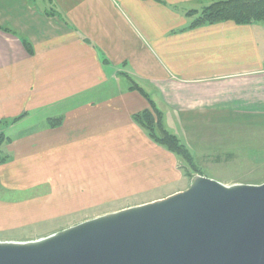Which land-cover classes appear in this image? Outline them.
I'll return each instance as SVG.
<instances>
[{
    "label": "crops",
    "instance_id": "1",
    "mask_svg": "<svg viewBox=\"0 0 264 264\" xmlns=\"http://www.w3.org/2000/svg\"><path fill=\"white\" fill-rule=\"evenodd\" d=\"M213 1L0 0V120L25 114L3 130L14 158L0 164V237L44 219L52 207L37 201L45 188L39 184L50 180L32 182L37 175L24 166L50 174L63 163L50 157L54 152L75 151L82 160L84 151L99 149L97 142L69 138L83 127L109 123L126 132V139L108 145L123 162L135 160L137 168L145 159L171 168L172 153L132 119L149 107L130 88L132 80L191 153L188 141L216 140L208 128L264 129V21L192 27L188 9ZM51 118H60V126L52 128ZM29 119L35 124L10 136ZM15 190L23 197H6Z\"/></svg>",
    "mask_w": 264,
    "mask_h": 264
},
{
    "label": "rangeland",
    "instance_id": "2",
    "mask_svg": "<svg viewBox=\"0 0 264 264\" xmlns=\"http://www.w3.org/2000/svg\"><path fill=\"white\" fill-rule=\"evenodd\" d=\"M207 5L190 8L188 11L194 16ZM4 30L11 32L9 28ZM24 116L25 114H21L11 119L0 120V134L8 138L0 147V164L14 158L5 147L9 137L4 133V127L18 121L22 122ZM15 118L17 119L11 122ZM33 120L29 119L23 125L11 129L10 136H15L19 131L22 132L30 125H34L35 120ZM133 121L136 123L134 119ZM98 124L96 123L94 128L83 127L81 129L84 130L80 133L69 135L71 139L72 137H83L85 143L97 142L99 149L93 154L84 151V154H80L82 160H79L75 151L57 152L56 154L54 152L50 157L62 159L63 163L60 167L53 168V173L50 172V174H46L42 166L32 164L23 167L37 175L32 177V182L50 180L49 183L39 184L44 185L45 188L43 190L39 188L37 201L41 203V206L48 202L52 207L47 209L49 213L44 216V219H41L42 216L38 214L40 220L31 221L29 225L8 231L6 235L12 237H0V240H38L107 214L164 200L175 193L188 190L197 175L216 179L226 185L264 183V129L236 126L226 129L208 128L215 131L216 140H203L199 137L201 140L193 143L184 139L181 132L174 128L176 132L172 131L185 142L188 141L187 145L194 155L192 166L184 154H178L157 144L148 135V131L136 123L152 142L165 148L170 154L172 153L171 168L166 169L163 164L158 167L155 162L150 163L145 159H143V166L141 167L142 164L137 165L136 168L135 160L123 162L118 157H114L113 155H117V152L109 150L108 145L116 144L121 139H126L128 135L126 132L113 129L109 123L103 126ZM59 126L60 124L52 128ZM206 137L203 136L204 139ZM109 156H111L110 159H108ZM34 159L41 160L42 158ZM24 172L27 173L28 170ZM45 174L50 177L43 176ZM44 177H46L45 180L42 179ZM23 195V192L15 190L6 194V197L19 198ZM31 217L35 220L33 215ZM36 219H38L37 216Z\"/></svg>",
    "mask_w": 264,
    "mask_h": 264
},
{
    "label": "water",
    "instance_id": "3",
    "mask_svg": "<svg viewBox=\"0 0 264 264\" xmlns=\"http://www.w3.org/2000/svg\"><path fill=\"white\" fill-rule=\"evenodd\" d=\"M200 177L187 197L110 224L48 243L36 241L88 221L38 240H0L11 244L0 247V264H264V183Z\"/></svg>",
    "mask_w": 264,
    "mask_h": 264
},
{
    "label": "trees",
    "instance_id": "4",
    "mask_svg": "<svg viewBox=\"0 0 264 264\" xmlns=\"http://www.w3.org/2000/svg\"><path fill=\"white\" fill-rule=\"evenodd\" d=\"M187 13L188 15L193 16L189 11ZM196 13L197 14L194 15V20L191 23L192 27L223 21H233L237 24H252L264 21V0H218L205 6L201 12ZM24 44L28 52L33 54L34 50L32 45L27 41H25ZM132 81L133 84L130 88L140 91L143 96L147 98L150 106L149 108L133 115L135 122L148 131V135L153 141L168 150L177 152L178 154H184L193 166L194 160L192 153L181 143L175 134L169 132L164 126L161 109L157 107L155 102L149 97L143 88L134 82V80ZM16 119L17 118L11 122H14ZM59 124H61L60 119L49 120V125L51 127ZM7 140L8 138L1 133L0 147Z\"/></svg>",
    "mask_w": 264,
    "mask_h": 264
},
{
    "label": "bare ground",
    "instance_id": "5",
    "mask_svg": "<svg viewBox=\"0 0 264 264\" xmlns=\"http://www.w3.org/2000/svg\"><path fill=\"white\" fill-rule=\"evenodd\" d=\"M200 176H202V175H200ZM200 176L196 177L195 181L192 184V190L193 191H195L198 188V186L200 185V183L204 180ZM208 178L213 180V178H210V177H208ZM214 180H216V179H214ZM224 185H226V184H224ZM242 185L243 184H241V183L239 185L237 184V186H242ZM226 186L227 187H229V186L230 187H236V185H234V184L233 185H226ZM193 191H191V192H179V193L173 194L174 196L170 197L169 199H167L163 202H157V203L152 204V205H148V204L140 205V206L124 209V210H121V211L116 212V213H111L109 215L107 214L105 216H101L100 218H97L95 220L93 219V221H88L87 223L79 225L78 227H76L73 230L65 231L61 235H54V236H50V237H47L45 239H42L40 241H36L37 242L36 244L48 243V242L53 241L57 238H60L63 235L71 234V233L82 231L85 229H90V228L97 227V226L110 224V223H113V222H115L121 218L129 216V215H133V214H136V213H139L142 211H147L150 209L151 210L156 209L158 207L167 205L168 203L181 200V199L187 197L188 195H190V193H192ZM5 245H11V244H8L6 242H0V247H4ZM12 245H14V244H12Z\"/></svg>",
    "mask_w": 264,
    "mask_h": 264
}]
</instances>
